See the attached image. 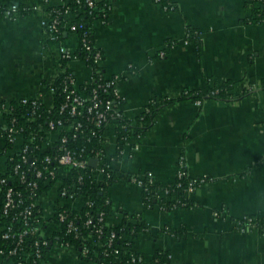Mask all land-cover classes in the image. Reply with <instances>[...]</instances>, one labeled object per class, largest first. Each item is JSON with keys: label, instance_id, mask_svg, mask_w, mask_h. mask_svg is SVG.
Masks as SVG:
<instances>
[{"label": "crops", "instance_id": "crops-1", "mask_svg": "<svg viewBox=\"0 0 264 264\" xmlns=\"http://www.w3.org/2000/svg\"><path fill=\"white\" fill-rule=\"evenodd\" d=\"M108 1L107 21L95 23V45L104 53L105 75L119 79L125 98L121 109L128 118L136 119L154 95L177 98L186 90L205 91L227 79L237 82L236 94L253 89L238 100L210 98L200 104L187 99L162 108L150 131L133 139L132 155L112 163L119 173L150 172L158 182L171 183L183 156L188 176L204 179L190 195L194 206L174 210L146 208L138 185L129 179L116 182L110 189L116 205L141 213L154 232V238L141 236L134 249L147 261L162 249L170 252L173 264H264V230L239 231L231 219L264 215V22L250 21L258 4L169 0L176 9H166L155 0ZM0 2L32 9L17 19L0 18V100L39 93L48 99L49 84L62 72L60 49L78 45L75 33L61 43L48 42V9L66 0ZM188 27L199 31V50L186 39ZM168 41L175 44L161 58L159 51ZM67 66L77 84L92 77L82 59L74 58ZM106 138V152L114 155V127ZM52 199L48 193L42 198L46 214ZM115 221L111 217V224ZM168 224L187 227V237L178 240L162 233ZM45 227V236L57 233L52 225ZM2 243L0 228V264H14L2 254ZM51 244L39 264H87L73 247Z\"/></svg>", "mask_w": 264, "mask_h": 264}, {"label": "trees", "instance_id": "trees-1", "mask_svg": "<svg viewBox=\"0 0 264 264\" xmlns=\"http://www.w3.org/2000/svg\"><path fill=\"white\" fill-rule=\"evenodd\" d=\"M168 1L169 0H163L164 3ZM254 8V17L250 21L253 23L264 22L263 7L258 5ZM174 9H176V6H174ZM48 10L52 17H56L59 20H62L68 11L72 15L70 26L65 28L59 25L57 30L51 31L48 42L61 43L67 39L71 33H75L78 37V45L74 50L76 57L83 60L90 56L91 51L86 49L82 39L86 37L88 42L95 46V23L108 19L110 10L109 1L98 0L94 6H89L86 0H66V4L50 7ZM30 11H32V9L29 8L24 11V14ZM73 24L77 26L75 31L71 29ZM47 30L49 31V29ZM186 39L195 42L198 50L200 49L202 41L198 30L188 27ZM168 44L173 46L175 42L168 41ZM62 63L66 70V74L59 76L55 83V102L57 105H59L63 99L64 79L73 73L66 65L67 60ZM94 85V82L89 83V86ZM236 86V81L227 79L221 83L210 85L205 91L199 89L186 90L177 98L154 95L136 119L128 120L123 117H116L115 134L120 142L123 139H130L133 144V139L141 138L150 131L154 125L156 114L162 108L172 103L190 99L202 104L205 100L210 98L233 101L242 99L253 91V89L246 88L242 93L236 94ZM262 87L264 88V79L262 80ZM3 104L4 102L0 101V109L6 116H14L17 118L15 123L16 127L23 128L25 137L31 132L37 134L38 139L44 135L45 130L48 128V110L45 106H36L33 103L24 104L13 101L10 104L11 110H6ZM27 117H33V120L28 121ZM100 129L99 131L104 135L107 126ZM103 137L101 140L93 138L91 141H88L85 136L83 137L80 135L75 144L78 149H85L83 152L84 157H89L91 156V149L103 148L102 144L105 143V137ZM120 158L121 156H115L116 160ZM73 172L75 174L78 172L84 174L83 170H75ZM145 174H147V172ZM132 176L134 175L119 173L116 168L109 164V160H105L100 180H96L92 183L85 178L84 184H82L81 195L84 197L85 201L92 202V205L87 203L80 212H77L79 215L77 223L80 227L79 237L74 238L73 235H66L63 231L54 234V236L50 238L45 235L41 236L37 233H27L22 236V232L25 229L30 230L39 214H41L43 209L41 200L48 193V183L44 184L43 180H41L40 188L33 192L26 185L22 184L16 176L10 174V172L6 175L0 174V191L2 193L0 213H4V194L7 187L13 185L18 191V193L14 195L15 202L13 206L8 210L7 214H4L0 222V228L4 226L5 229L3 231L9 233V237L3 239L1 247L2 254L14 264H39L51 251L53 246V244H51L52 240L57 243L68 241L70 245L77 248L80 260L87 264H135L132 261V254L138 255V252L134 250L137 240L143 235H149L154 238V232L141 213L128 212L122 204L116 205L110 193L111 187L116 182L121 179L130 180ZM2 178H7V181L2 182ZM191 180H194V178L192 179L188 176L186 169L182 177H176L171 183H162L156 180L149 188L151 190H168L166 196L167 200L162 202L160 199L155 200V197L148 199L145 198L147 193L142 192V196L146 201V208H154L159 205H162L164 209L167 210L191 208L194 206V202L190 197L187 198L186 196V189ZM19 193L21 196H19ZM35 201H40V203L33 208V214L29 217L28 222L24 220L18 221L16 217L22 213L26 206ZM181 202H183L184 205L181 204ZM116 211L118 213L117 216H115L117 222L106 225L107 218L112 215L114 216ZM102 213L104 214V221L98 222V218ZM89 216H92L93 221L101 225L100 234L87 227L85 220H87ZM231 219L234 227L239 231L246 228L264 230V215L262 214H252L244 218L232 217ZM45 225L47 226V224ZM45 228L46 227L43 226L42 230H45ZM161 232L174 236L178 240L188 235L187 227L182 226L177 228L169 224L165 225L161 229ZM56 236H58V239L55 238ZM91 236L95 239L97 244L89 241L88 238ZM21 239L23 240L21 241ZM86 250L87 252H85ZM25 253H28V256H26ZM118 254H120L119 257ZM144 264H173V262L170 252L158 249L152 259Z\"/></svg>", "mask_w": 264, "mask_h": 264}, {"label": "built area", "instance_id": "built-area-1", "mask_svg": "<svg viewBox=\"0 0 264 264\" xmlns=\"http://www.w3.org/2000/svg\"><path fill=\"white\" fill-rule=\"evenodd\" d=\"M98 0H86L89 6H94ZM158 4H161L166 9H174L169 1L164 3L163 0H155ZM249 3H255L263 7L264 0H247ZM29 9L28 6H24L18 3L7 5L0 2V18L17 19L24 14V11ZM31 9V8H30ZM71 15L68 11L62 20L56 17H52L51 13L49 18L47 17L46 26L49 29V36L51 31L57 30L59 25L67 28L70 26V20L67 16ZM106 22L107 20H101ZM71 29L75 31L76 25H72ZM83 44L88 51H91V55L86 57L84 62L92 70V77L90 80L85 81L82 84H77L74 73H71L64 79L63 99L59 105L55 102L56 80L51 82L48 86L50 96L48 99L39 93L32 97H22L17 100H0L4 102L6 110H11V102H21L24 104L33 103L36 106L43 105L48 110L47 130L44 135L39 139L37 134L31 132L27 137L24 135L23 128L16 127L17 118L14 116H6L0 109V174L6 175L10 172L16 176L20 182L30 188L33 192L40 188V181L43 180L44 184L48 183V196L53 195L52 207L48 208V214L42 209L41 214L37 217L36 222L31 226V229H25L22 232V236L25 234H39L43 235V226L47 224L56 228L57 233L64 231L66 235H73L74 238H78L80 234L79 225L77 223L80 212L87 202L81 195L82 184L84 179L87 178L90 182L99 181L103 172V164L105 160H109V164L116 160L115 156H123L124 154L132 155L133 145L130 139H123L119 141L116 136V149L114 155H108L106 152V132L109 128H116V117L128 118L123 110L121 104L125 98L121 94L118 87V77H108L103 71L104 53L96 45H92L88 42L86 37H83ZM167 45V44H166ZM170 47L168 44L166 48L159 51V56L164 58L167 55V49ZM74 58H77L74 50L69 48H61L58 59L61 63L67 60L66 65ZM63 66V65H62ZM66 74V70L62 67V72L59 76ZM57 77V78H58ZM94 82V86H89V83ZM28 121L33 120V117H27ZM107 126L104 135H102L99 129ZM100 129V130H101ZM85 136L88 141L93 138L101 140L105 137V143H103L102 149H91V156L84 157V148L78 149L76 147V141L79 136ZM103 137V138H104ZM4 148V149H2ZM39 151V153H38ZM96 159V166H91L89 161ZM84 171V174L78 172L75 174L73 171ZM186 163L183 156L180 157L178 170L176 177H182L185 174ZM131 182L138 185L141 192H146L145 198L151 199L155 197V200L160 199L165 202L168 190L155 189L151 190L149 186L154 184L156 179L152 173H143L134 175L131 177ZM7 178H2V182H6ZM204 179H195L189 182L186 189L187 198L196 190ZM11 183V182H10ZM18 191L9 185L4 194V213H0V222L4 214H7L8 210L13 206L15 202L14 195ZM19 196L21 194L19 193ZM2 197V193H1ZM2 199V198H1ZM42 202V200H41ZM40 201H35L22 211V213L16 217L19 221L24 220L28 222L29 217L33 214V208H35ZM142 203L146 206V201L142 196ZM181 204L184 205L183 202ZM164 208L162 205H159ZM72 211V212H71ZM74 212V213H73ZM220 215L219 212H216ZM111 217L115 221V218L109 216L106 220V225L111 224ZM104 221V214L102 213L98 222ZM117 222V220L115 221ZM87 227L92 231L100 234L101 225L93 221V217L89 216L85 220ZM113 224V223H112ZM5 227L1 228L2 238L9 237V233L4 232ZM248 229V228H246ZM246 229H242L246 230ZM90 242L97 244L94 238H88ZM23 239H21L22 241ZM60 248H77L70 245L68 241H62L58 243ZM132 250V249H131ZM135 250V249H134ZM78 252V251H77ZM87 252V250L85 251ZM135 252H137L135 250ZM28 256V253H25ZM120 254H118L119 257ZM132 261L135 264H144L147 262L146 258L138 253L132 254Z\"/></svg>", "mask_w": 264, "mask_h": 264}, {"label": "water", "instance_id": "water-1", "mask_svg": "<svg viewBox=\"0 0 264 264\" xmlns=\"http://www.w3.org/2000/svg\"><path fill=\"white\" fill-rule=\"evenodd\" d=\"M89 164H90L91 166H96V164H97V160H96V159H91V160L89 161Z\"/></svg>", "mask_w": 264, "mask_h": 264}]
</instances>
